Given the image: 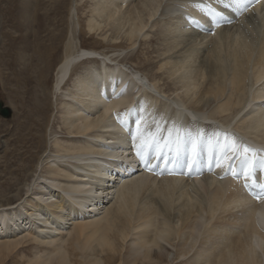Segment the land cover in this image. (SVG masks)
<instances>
[{"label": "bare ground", "instance_id": "bare-ground-1", "mask_svg": "<svg viewBox=\"0 0 264 264\" xmlns=\"http://www.w3.org/2000/svg\"><path fill=\"white\" fill-rule=\"evenodd\" d=\"M89 1L82 11L85 30L128 50L83 49L79 0L70 9L68 0L55 5L54 20L57 10L69 11V19L58 21L64 28L51 33L54 43L65 44L53 88L63 137L50 134L45 147L42 136L33 152L35 135L26 127V134L19 132L25 149L19 158L37 161L36 169L19 188L27 196L16 206H0V248L34 241L40 253L31 264H109L105 254L123 253L127 264H264V200L223 169L205 168L191 177L134 173L131 164L138 159H130L129 132L114 118L146 104L183 127L207 131L209 125L208 132L229 133L264 152V0L242 13L217 0ZM201 3L222 18L194 7ZM155 36L163 49L159 77L150 80L119 63ZM84 61L98 66L83 68L73 80ZM39 63L30 94L35 116L46 117L39 122L44 131L48 67ZM165 85L173 91L166 94ZM114 93L122 98L113 99ZM120 218L125 222L119 229Z\"/></svg>", "mask_w": 264, "mask_h": 264}, {"label": "rangeland", "instance_id": "rangeland-1", "mask_svg": "<svg viewBox=\"0 0 264 264\" xmlns=\"http://www.w3.org/2000/svg\"><path fill=\"white\" fill-rule=\"evenodd\" d=\"M58 2L60 0H0V101L12 109L10 118L5 119L0 116V206H16L21 197L25 198L27 196L25 192L18 193V191L20 187L31 181L29 175L34 173L36 169L35 163L37 161L29 159L26 162H22L19 158V154L25 151V149L20 150L19 132L24 134L26 127L30 129L29 134L35 135L33 152H36L37 147L42 144V136H45L43 140L45 147L52 140L53 136H50V134L58 133V138L59 136L63 137L60 134L61 120L58 116L54 117L57 106H55L56 97L53 93V88L55 86L54 83H56L57 67L65 55V44L54 43L55 39L51 33L58 32L57 28H64L58 21L62 17L69 19V11L67 9L57 10V20H54L51 13ZM79 3L81 6L78 7L81 19L80 46L83 49L97 51L102 54L119 53L122 50H128L126 45L116 48V45L104 44L99 40V37L90 35L85 30V18L82 17V14L89 10L92 4L89 0H79ZM68 4L70 9L72 0H68ZM156 37L150 44L151 46L145 45L148 49L144 46L145 42H143L141 47L133 51L132 55L128 51L125 60L120 59L119 63H123L132 72L138 71L143 75L147 74L146 76L150 80L159 77V74L156 73L158 70L157 62L161 59L160 55L163 49L158 37ZM40 58L41 60L39 61ZM41 61H44L42 66H45L46 69L48 67V72L44 76L47 83L44 88L47 98L45 95L42 96L47 99L45 107L49 111V121L47 129L44 131L41 124L45 122L46 117L39 118L35 116L30 94L36 87V80L32 81V77L37 76L38 64ZM89 65L94 68L98 66V63L92 64L88 61L80 63V66L73 73V80L77 74L84 70L83 68H89ZM69 84L72 85V81ZM164 88L165 92L168 90L166 94L170 93V89L173 91V88L167 85ZM42 94L44 93L42 92ZM39 122L42 123L39 125ZM38 128L41 129L36 132L35 129ZM189 128H192V126L189 125ZM63 140L68 139L63 138ZM19 167L21 168L19 169ZM17 169H19L18 174L15 175ZM124 222L125 220L119 219V229L122 228L121 226ZM37 253H40L39 245L30 239H26L24 243L15 246L9 251L0 248V264H31ZM77 254L75 252V256ZM104 256L103 259L109 261V264H119L122 261L127 264L124 253L118 257L115 255L113 258L110 257V254H105ZM172 257H175L174 252L173 255L171 253L169 260H172ZM78 258L75 257V259ZM176 263L188 264L185 260H180Z\"/></svg>", "mask_w": 264, "mask_h": 264}, {"label": "snow or ice", "instance_id": "snow-or-ice-1", "mask_svg": "<svg viewBox=\"0 0 264 264\" xmlns=\"http://www.w3.org/2000/svg\"><path fill=\"white\" fill-rule=\"evenodd\" d=\"M260 0H217L225 7L246 12ZM194 7L209 17L223 14L208 4ZM214 34V33H213ZM113 94V99L122 98ZM117 123L129 132L135 157L154 175L202 174L203 169H223L226 176L243 181L258 201L264 200V152L244 144L234 135L221 131L191 129L153 113L146 104L115 114ZM223 178V177H221Z\"/></svg>", "mask_w": 264, "mask_h": 264}, {"label": "water", "instance_id": "water-1", "mask_svg": "<svg viewBox=\"0 0 264 264\" xmlns=\"http://www.w3.org/2000/svg\"><path fill=\"white\" fill-rule=\"evenodd\" d=\"M0 116L5 119L12 116V109L9 106H6L2 101H0Z\"/></svg>", "mask_w": 264, "mask_h": 264}]
</instances>
